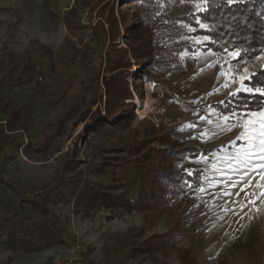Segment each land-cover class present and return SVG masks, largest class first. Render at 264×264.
<instances>
[{
    "label": "rangeland",
    "instance_id": "rangeland-1",
    "mask_svg": "<svg viewBox=\"0 0 264 264\" xmlns=\"http://www.w3.org/2000/svg\"><path fill=\"white\" fill-rule=\"evenodd\" d=\"M160 1L165 21L207 6ZM137 10L130 0H0V264H185L182 250L197 264H264L261 165L248 167L249 184L230 183L244 179L239 169L246 165L237 157L254 130L212 106L248 85L243 77L253 71L236 68L233 51L206 49L205 35L194 34L200 27L184 22L175 37L151 40L141 32L132 39L121 18L128 12L133 23ZM146 40L151 61L168 44L187 47L172 51L165 73L150 75L169 94L143 77L138 54ZM115 65L127 74V116L118 119L119 111L95 128L91 121L107 115L106 102L117 101L119 81L108 89L106 83ZM192 145L211 150L176 156L180 171L201 174V185L179 203L147 214L79 203L89 186L133 197L144 167L161 161L160 149ZM248 200L255 203L241 211ZM175 227L184 235L174 247L134 255L135 243Z\"/></svg>",
    "mask_w": 264,
    "mask_h": 264
},
{
    "label": "trees",
    "instance_id": "trees-1",
    "mask_svg": "<svg viewBox=\"0 0 264 264\" xmlns=\"http://www.w3.org/2000/svg\"><path fill=\"white\" fill-rule=\"evenodd\" d=\"M174 1L179 2L181 0ZM137 5L139 6V10L136 12L135 22H131L132 18L128 12L121 18L123 28L126 29L127 35L132 39L137 40L138 34L141 32L151 35V40L154 38L164 39L168 36L175 37L180 34L179 30L183 27L182 22L198 27L199 19L207 23L208 27L204 29L198 28L194 34L215 37L217 43L211 50L216 52L225 53L223 51L225 42H228L229 51H233L236 48H240L241 50L246 49L247 53L242 55L240 63L244 66H249L254 75L251 80L245 79L244 82L250 86L264 85V63L261 59V55L264 54V0H237L231 2L229 0H207L205 9L195 13L179 15L168 21H165L161 15L160 0H139ZM119 22L114 15L113 22L110 23L112 28L110 34L113 39L120 33ZM139 46H141L140 50L143 51V53L138 54L140 58H143L142 60L140 59L139 65L144 68L143 77L147 81H154L150 75L156 71L163 73L167 71L169 66L172 65L170 62L172 51L182 52L187 48L185 46L173 48L171 44H168L151 61L146 60L152 46L150 40H146V42L140 41ZM205 48L209 49L206 44ZM133 49L135 51V48ZM44 50L46 53L52 52L48 47H45ZM231 63L236 68H242L237 64V58L232 59ZM179 65V69L184 68V65ZM118 68L120 67L115 65L113 69H110L113 71V75L106 80L107 89L111 87V84L115 80L119 81V91L116 90L117 101L108 100L106 102L105 109L107 110V115L104 116L99 112L91 121L95 128L99 126H96L97 121L106 120L107 122H111L114 119V115L119 111L120 114H123L118 119L127 116L125 114V101L127 98H130L131 92L129 91L127 74L124 70H119ZM25 78L19 77L18 82H25ZM154 83L156 92L164 90L168 94L170 93L168 87L159 84L157 81H154ZM177 99L180 102H184L179 97ZM212 106L223 113L233 114L235 112L239 113V115H244L247 109L254 111L257 110L258 106L264 107V98L254 99L247 93L239 92L236 95H229L223 101L213 103ZM205 150L210 151L211 149H203L196 145L185 148L170 147L160 149L159 155L161 156V161L157 164L151 162L144 167V170L140 174L138 189L133 197H130L126 193L114 196L108 192V188L106 187L89 186L81 189L78 195L79 203L85 206L96 204L100 206L102 203L107 202V206H126L130 210L137 209L146 214L150 210L157 212L159 209H166L173 204L170 200H173L174 204H177L190 189L198 188L201 185V174L193 170L194 174L190 179L187 171H180L178 169L176 156L185 157L188 153L205 152ZM113 180H116V177ZM186 182H189L187 186ZM183 235L184 229L179 227H175L163 234L152 235L141 243H135L134 255L146 252L154 253L158 248L166 250L170 246L174 247ZM188 253L189 250H182L180 259L185 264H197L194 256L188 255Z\"/></svg>",
    "mask_w": 264,
    "mask_h": 264
},
{
    "label": "snow or ice",
    "instance_id": "snow-or-ice-1",
    "mask_svg": "<svg viewBox=\"0 0 264 264\" xmlns=\"http://www.w3.org/2000/svg\"><path fill=\"white\" fill-rule=\"evenodd\" d=\"M134 2H139V0H134ZM231 2V0H229ZM198 26L201 29L205 28V25L203 23L198 22ZM204 43L208 46L209 49L213 48L214 45H216L217 41L215 37L210 35H205L203 37ZM223 51L227 53L229 51L228 42H225ZM247 53V50H241L240 48H236L233 50L232 55L237 58V64L243 68V71L247 72L248 69L246 66L240 63V58L242 55H245ZM254 74L247 75L243 77V79L251 80L253 78ZM235 77L233 76V80ZM239 92L247 93L250 97L254 99L264 98V85L260 86H249V85H243L242 87L238 88L236 92L230 93V95H236ZM247 108V106H245ZM234 117H236V120L239 121L240 119H246L247 120V128L249 130L248 139L245 141V144L248 145V150L244 153H241L237 159L240 161V164L246 165L244 168L239 169V173L244 176V179L236 180L235 182H232L230 179V183H232L233 187H236L238 185H247L251 182L252 175L254 173L248 172V167L251 166L253 163H259L261 167L258 169L259 172H264V107L258 106L256 111H252L251 109H247L244 113V116L241 117L239 113H233ZM248 116L254 117V119H247ZM205 117L201 116L200 120H204ZM190 128H196L197 126L195 124L189 125ZM195 138V137H193ZM257 149L259 151H257ZM258 158V160L256 159ZM231 163V161H229ZM239 165H237V168ZM236 169H229V171H235ZM194 174L193 171H190L187 173L189 178L191 179L192 175ZM189 182H186V186ZM243 191V188L240 189ZM204 191H207V189H204ZM223 195L226 196H232L234 193L232 192H226L223 193ZM235 195H239V193H235ZM261 196L264 197V193H261ZM254 200H248L246 205L241 208V211L244 210L248 206V204H254ZM202 215H204L202 213Z\"/></svg>",
    "mask_w": 264,
    "mask_h": 264
},
{
    "label": "built area",
    "instance_id": "built-area-1",
    "mask_svg": "<svg viewBox=\"0 0 264 264\" xmlns=\"http://www.w3.org/2000/svg\"><path fill=\"white\" fill-rule=\"evenodd\" d=\"M55 264H61V261H56Z\"/></svg>",
    "mask_w": 264,
    "mask_h": 264
}]
</instances>
